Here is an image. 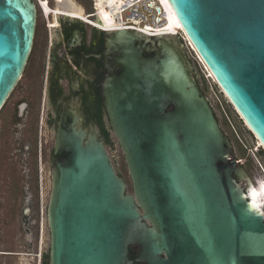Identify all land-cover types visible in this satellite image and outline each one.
Masks as SVG:
<instances>
[{"label": "water", "instance_id": "water-1", "mask_svg": "<svg viewBox=\"0 0 264 264\" xmlns=\"http://www.w3.org/2000/svg\"><path fill=\"white\" fill-rule=\"evenodd\" d=\"M169 1L264 149V0ZM37 13L34 0H0V109L28 59ZM105 33L103 94L133 192L95 130L87 141L83 130H62L50 264H264V212L175 35Z\"/></svg>", "mask_w": 264, "mask_h": 264}, {"label": "flooded vegetation", "instance_id": "flooded-vegetation-1", "mask_svg": "<svg viewBox=\"0 0 264 264\" xmlns=\"http://www.w3.org/2000/svg\"><path fill=\"white\" fill-rule=\"evenodd\" d=\"M53 1L52 6L51 0H42L45 11L37 8L40 16L37 13L31 51L0 109V144L23 162V172L33 179L35 192L26 197L24 219L35 215L36 222L41 200L44 203L49 194L45 201L48 205L56 164L67 158V151L58 147L60 132L83 130L87 141L95 130L105 144L106 131L114 134L103 94L109 72L105 53L108 35L83 20L87 19L86 11L75 0H64L65 9L57 6L61 0ZM98 2L99 19H107L102 8L104 0ZM52 11L55 14L48 17L43 13ZM106 23L112 25L113 19ZM29 185L25 189H31ZM48 252L44 251L41 234L40 245L39 240L36 244V264H45ZM20 253L0 252L15 256Z\"/></svg>", "mask_w": 264, "mask_h": 264}, {"label": "rangeland", "instance_id": "rangeland-1", "mask_svg": "<svg viewBox=\"0 0 264 264\" xmlns=\"http://www.w3.org/2000/svg\"><path fill=\"white\" fill-rule=\"evenodd\" d=\"M75 1L82 5L85 11L86 8L89 9L90 0ZM38 16H40V11H38ZM173 40L187 55L195 78L205 95L210 99L220 125L233 147L236 158L240 161L248 181L252 182L250 188L257 191L264 206V151L261 144L227 100L224 93L221 92L218 85L204 77L198 63L184 45L182 38L175 36ZM112 137L115 141V147L106 145L108 154L116 172L125 179L128 192L132 193L133 185L124 152L117 137L114 134ZM6 150L7 148L0 144V252L16 251L21 253L19 256L0 254V264H36V244L39 240L40 245L42 234L39 213L37 222L34 221L35 215L31 219H24L26 197L33 191L35 192V189H32L33 179L27 177V174L23 172L25 169L22 167L23 162L17 161ZM28 183H30L31 189H25ZM48 197L49 194L47 199ZM43 246L44 251L50 250L51 235L48 218L45 221L43 231Z\"/></svg>", "mask_w": 264, "mask_h": 264}, {"label": "built area", "instance_id": "built-area-1", "mask_svg": "<svg viewBox=\"0 0 264 264\" xmlns=\"http://www.w3.org/2000/svg\"><path fill=\"white\" fill-rule=\"evenodd\" d=\"M37 4V8L42 11L40 0H34ZM55 4L53 0L51 3ZM99 2L98 0H90L89 9L86 7V18L83 19L87 24L99 29L100 31H116L119 29H132L144 33L150 37L173 34L179 36L185 42L187 49L198 63L204 77L208 80H212L209 76V72L203 67L198 54L191 48V45L187 42L185 32L178 31L176 33H170L167 25L166 11L160 0H113L106 5V8L110 11L111 17L115 25H108L102 19H99ZM45 16L55 14L43 12ZM102 20V21H101ZM117 24V25H116ZM213 81V80H212ZM222 92V91H221ZM43 200V199H42ZM40 211V226L43 234L45 228V221L47 220V208L48 205L45 202L47 197H44Z\"/></svg>", "mask_w": 264, "mask_h": 264}, {"label": "bare ground", "instance_id": "bare-ground-1", "mask_svg": "<svg viewBox=\"0 0 264 264\" xmlns=\"http://www.w3.org/2000/svg\"><path fill=\"white\" fill-rule=\"evenodd\" d=\"M44 1L46 2V0H44ZM61 1H62V2H61ZM61 1H58L57 6L60 7L61 9H65V8H67V7L65 6L66 4L63 3L64 0H61ZM112 1H113V0H104V2H103V4H102L103 11H104V13H105L107 19L110 20V21L112 20V17H111V13H110V11L106 8V5H108V4L111 3ZM160 2H161V4L163 5V7L165 8V11H166L167 25H168V29H169L170 33H176V32L181 31V30L184 32V28H183L181 22L179 21V19L177 18V15H176V13H175V11H174V9H173V6H172V4L170 3V1H169V0H160ZM39 3L41 4V9L45 11V9H43L42 0H40ZM99 16H100V13H99ZM102 16H103V15H102ZM107 19L103 16V21H105V23L107 22ZM109 25H111V23H109ZM112 25H115V24H114V21H113V24H112ZM116 25H117V24H116ZM186 38H187V42L191 45V48H192L194 51H196V50H195V47L193 46V43L189 40V38H188L187 36H186ZM198 57H199V59H200L202 65H203V67H204V68L210 73V74H209L210 78L213 80V82L216 83V79H215L213 73L211 72V70L206 66L205 62L203 61V59H202L199 55H198ZM216 84H217V83H216ZM217 85H218V84H217ZM218 87L220 88V86H218ZM220 90L222 91L221 88H220ZM222 93H224V92L222 91ZM224 95H225V94H224ZM225 97L227 98V100H229V98H228L226 95H225ZM229 102H231V101L229 100ZM231 105H232V104H231ZM232 106H233V105H232ZM233 107H234V106H233ZM234 109H235V107H234ZM240 117H241V116H240ZM243 121H244V119H243ZM244 123L247 125V127H248L249 129L251 128L250 125H249L246 121H244ZM254 136H255V135H254ZM255 138L259 141V143L261 144V146H263V143L261 142V140H260L258 137H256V136H255ZM251 190H252V192L254 193V195H255V197H256V199H257L259 205L261 206V208H262V210H263V212H264V206H263V204H262V202H261V200H260V198H259V196H258L257 191H256L255 189H251Z\"/></svg>", "mask_w": 264, "mask_h": 264}, {"label": "trees", "instance_id": "trees-1", "mask_svg": "<svg viewBox=\"0 0 264 264\" xmlns=\"http://www.w3.org/2000/svg\"><path fill=\"white\" fill-rule=\"evenodd\" d=\"M106 145H109L112 148L115 147V141H114L110 131H108V130L106 131ZM132 249H133V253L130 255V257L132 259H135L137 257V254H136L137 247L134 246V247H132ZM45 264H50V253L49 252L45 255ZM136 264H140V263H136Z\"/></svg>", "mask_w": 264, "mask_h": 264}]
</instances>
